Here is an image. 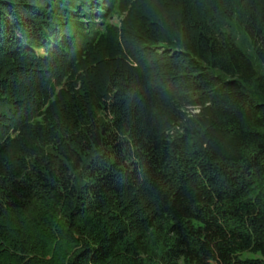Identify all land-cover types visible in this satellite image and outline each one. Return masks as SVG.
Instances as JSON below:
<instances>
[{
  "label": "trees",
  "instance_id": "1",
  "mask_svg": "<svg viewBox=\"0 0 264 264\" xmlns=\"http://www.w3.org/2000/svg\"><path fill=\"white\" fill-rule=\"evenodd\" d=\"M0 264H264V0H0Z\"/></svg>",
  "mask_w": 264,
  "mask_h": 264
},
{
  "label": "rangeland",
  "instance_id": "2",
  "mask_svg": "<svg viewBox=\"0 0 264 264\" xmlns=\"http://www.w3.org/2000/svg\"><path fill=\"white\" fill-rule=\"evenodd\" d=\"M244 257H253V256H251V255H250V256H247V255H246V256H244Z\"/></svg>",
  "mask_w": 264,
  "mask_h": 264
}]
</instances>
